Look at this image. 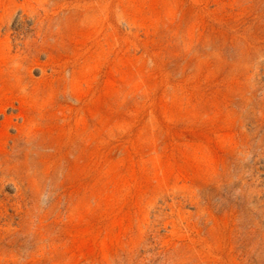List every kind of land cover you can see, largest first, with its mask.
<instances>
[{
    "label": "rangeland",
    "instance_id": "obj_1",
    "mask_svg": "<svg viewBox=\"0 0 264 264\" xmlns=\"http://www.w3.org/2000/svg\"><path fill=\"white\" fill-rule=\"evenodd\" d=\"M0 264H264V0H0Z\"/></svg>",
    "mask_w": 264,
    "mask_h": 264
}]
</instances>
